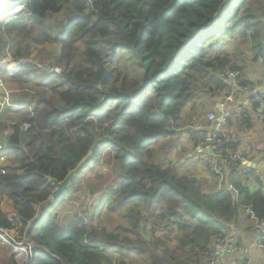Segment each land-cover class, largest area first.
I'll use <instances>...</instances> for the list:
<instances>
[{"label": "trees", "instance_id": "1", "mask_svg": "<svg viewBox=\"0 0 264 264\" xmlns=\"http://www.w3.org/2000/svg\"><path fill=\"white\" fill-rule=\"evenodd\" d=\"M19 1L23 14L0 16V77L28 87L35 105L9 109L15 122L2 136L10 150L0 164V227L34 243L26 264H204L213 236L226 233L241 241L236 232L243 212L254 233L251 214L264 220V185L251 192L238 180L224 179L206 192L204 180L179 172L155 147L175 132L200 93L214 99L230 87L218 76L222 66L244 74L245 55L264 62V0L6 5ZM48 44L57 46L49 59ZM7 55L35 60L10 77ZM241 81L248 82L244 76ZM241 114L246 128L240 129L249 130L248 111ZM201 124L189 131L195 147L211 134L210 122ZM216 140L215 153L240 145L227 131ZM93 146L62 199L85 202L89 193H79L85 171L112 165L116 175L102 188L99 211L112 212L113 220L100 224L95 210L83 209L65 223L54 212L60 201L50 198L54 185L47 177L63 180ZM5 197L13 202L14 216L1 208ZM165 228L178 230L176 247L173 237L158 234ZM261 244L264 249V238ZM10 264H18L13 255Z\"/></svg>", "mask_w": 264, "mask_h": 264}, {"label": "crops", "instance_id": "2", "mask_svg": "<svg viewBox=\"0 0 264 264\" xmlns=\"http://www.w3.org/2000/svg\"><path fill=\"white\" fill-rule=\"evenodd\" d=\"M245 65V71L243 76L247 81L251 82L256 88L264 86V62L254 61L252 56H244L242 59ZM261 92V91H260ZM222 96L218 98H210L204 93H200L197 100L187 106L186 110L182 114L179 126L175 128V132L169 135L167 138L160 141V143L155 147V149L162 155V159L170 158L173 164L176 165L179 172L187 171L192 173L198 178L204 179L205 185H213L215 187L217 180L212 174L210 168V156L211 150L207 148L202 151H195V145L190 140L189 131L192 129L194 124L207 122L206 115L210 111H219L216 104L220 102ZM228 109L234 112V124H228L224 131L231 133L233 137L237 136L240 140L241 150L246 155V161L241 164L240 167L235 170V173L231 170H226L225 180L234 181L238 180L242 182L243 185L249 188L251 192L259 190L262 185H264V117L260 114L249 98L248 93L240 91L235 102H231L228 105ZM243 110L248 111L246 118H250L251 128L249 130H241L240 126L246 128V123L242 119L241 112ZM202 121V122H201ZM223 131V130H222ZM175 158H177V163H175ZM191 160V161H190ZM194 160V161H193ZM212 162V161H211ZM251 168V171L246 172L244 169L247 167ZM243 173H250L243 175ZM211 186V187H213ZM213 187V188H214ZM13 202L8 198H4L3 204H9ZM2 210L10 217L12 209L10 207H3ZM68 213H71L70 211ZM72 218L75 212H72ZM247 213L243 212L241 216V224L237 227L238 231L236 235L245 242L248 247L247 256L252 260V264H264V249L258 247L254 242V233L252 230H247L246 218ZM70 218L68 222L72 219ZM63 220V219H62ZM249 223V221H248ZM236 229V230H237ZM254 232V231H253ZM1 252H4L2 246L0 247V258Z\"/></svg>", "mask_w": 264, "mask_h": 264}, {"label": "built area", "instance_id": "3", "mask_svg": "<svg viewBox=\"0 0 264 264\" xmlns=\"http://www.w3.org/2000/svg\"><path fill=\"white\" fill-rule=\"evenodd\" d=\"M25 10L23 3L16 5L12 9H9L5 5V0H0V15H21ZM11 56V55H8ZM12 57V56H11ZM18 60L12 68L13 71L19 72L22 65L31 63L32 60L25 58L14 59ZM11 76V75H10ZM219 78L230 85L222 95L221 110L217 113L211 112L208 114L210 120L211 134L209 138L213 140L211 145V158L209 159L212 164V170L219 179L225 177L226 170L236 168L241 164H244L246 160L245 153L238 148H226L222 153H215L220 146V140H216L218 132L223 130V127L227 124L230 110L228 109L229 102L233 101L239 91L248 93L249 98L253 101L256 110L264 117V92L258 91L256 86L251 82L242 83L241 78L243 76L241 70L234 68L231 64L222 66L218 71ZM2 85V83H0ZM8 94V93H7ZM17 106L10 95L2 94L0 97V111H4L7 107ZM33 106L31 110H33ZM29 126V124H25ZM194 129L202 128L201 123H196L193 126ZM10 150L8 143L0 135V164L6 161V152ZM1 170L5 173V169L1 166ZM246 172L251 171L250 166L244 169ZM233 187V186H231ZM250 213V211H247ZM251 220L255 226V244L263 248L261 240L264 238V220L255 217L251 214ZM0 244L14 248V252L17 254L16 260L19 264H26L31 260V249L34 245L26 237H20L17 232L0 227ZM248 247L244 241H236L226 233L213 236L210 239L208 250L205 252L206 261L204 264H252V260L247 256Z\"/></svg>", "mask_w": 264, "mask_h": 264}, {"label": "rangeland", "instance_id": "4", "mask_svg": "<svg viewBox=\"0 0 264 264\" xmlns=\"http://www.w3.org/2000/svg\"><path fill=\"white\" fill-rule=\"evenodd\" d=\"M17 4H21V1H19ZM56 48H57V46H54L51 44H48L46 46V51L44 52V55L47 57V59H49V57H48L49 54L52 53V51H54ZM23 58L32 60L33 62L35 60L34 59L35 57L32 59L28 56L23 57ZM14 59H16V58H13L11 56H7L4 58V62L7 63L6 68L9 71L8 74L11 75L10 77H16L19 73V72L17 73L16 71L12 70V68L14 67V64L17 63V61H18V60H14ZM36 59L41 60L43 58H40L37 56ZM0 83H2V85H0V97H2V94L10 95L11 99L17 105H19V107L29 108V110H31L32 105H35L33 102L34 99H31L33 96V92L30 91V89L28 87L21 85V84H18L17 82H14V81H4L1 77H0ZM26 98H29L31 101L26 99ZM55 99L60 104V100L57 96H55ZM235 100H236V97L231 102H235ZM231 102H229V104ZM60 105H62V104H60ZM9 109L10 108L7 107V108H5L4 111H0V135L1 136L6 135L7 124H11V123L15 122L11 116L12 113H10ZM211 112L217 113L218 111L208 112L206 115L207 122H210V120L208 119V114H210ZM228 122H229V119H228ZM228 122L223 127V131L226 128V126L228 125ZM210 158H211V156H210ZM177 162H178L177 158H175V163H177ZM210 163H211V161H210ZM116 170H117L116 167H113L112 165H109V164L98 166L94 170L87 169L84 173V178L81 181V185L84 188V190L79 191V193H81V194H84V193L87 194V192L89 193L88 197L86 196L87 198H85V200H84L85 202L77 201V202L73 203L69 198L65 199V200L62 199V195H61L58 198L60 202H59L58 206L56 207V209H54V212L58 213L59 217L61 219H63V221L65 223H67L68 220L70 218H72V214H71L72 212L76 213L78 210L81 211L84 209L85 213H91L92 210L93 211L95 210V212L97 213V218H98L100 224H106L107 226H109L113 220L112 216L110 215V213H112V212H110V213L100 212L99 211V205H100V201L102 200L103 195L105 193L104 189H102V188L106 187V185L113 182L112 180H113V177L116 175ZM198 179H201V178H198ZM224 179H225V177L217 180V183L215 186H218V187L222 186ZM202 180H204V179H202ZM205 186H206V189H205L206 192H209V190L214 187L212 184L211 185H205ZM211 186H213V187H211ZM90 205H93L95 209H91ZM2 206L5 208L10 207L12 209L10 215L14 216L15 209H14V205H12V203L3 204ZM2 206H1V208H2ZM37 208L41 209L40 206H37ZM69 211L71 213H68ZM119 218L123 219V217L116 215V219L118 220ZM246 221L248 224V221L250 222V219L246 218ZM178 233L179 232L177 229L175 230V232H171L165 228L164 230L160 231L158 234H160L161 236L168 235L170 237H173L174 241H172L171 247L174 248L179 243V240L176 237V235ZM227 235H229V234H227ZM1 246H2V249L4 250V252H1L0 264H10V258L12 257V255L15 256V260H16L17 254L14 252L13 247L4 246V245H1ZM137 260H139V259H137ZM16 262L18 263L19 261L16 260ZM134 263L140 264L139 261H135Z\"/></svg>", "mask_w": 264, "mask_h": 264}, {"label": "water", "instance_id": "5", "mask_svg": "<svg viewBox=\"0 0 264 264\" xmlns=\"http://www.w3.org/2000/svg\"><path fill=\"white\" fill-rule=\"evenodd\" d=\"M258 88L261 92H264V86ZM216 106L219 109V111L222 109L220 102H218ZM212 144H213V140L211 138H207V140L204 143L195 147V151H202L207 148H210ZM93 150H94V146L89 150V152L83 158L79 160V162L76 164L74 168L68 170V173L63 180H58L53 176L47 177L50 183L54 185V190L52 191L50 196L52 201H56L64 192L70 189L72 185V179L78 175V173L82 170L84 165L90 160V158L93 155Z\"/></svg>", "mask_w": 264, "mask_h": 264}, {"label": "clouds", "instance_id": "6", "mask_svg": "<svg viewBox=\"0 0 264 264\" xmlns=\"http://www.w3.org/2000/svg\"><path fill=\"white\" fill-rule=\"evenodd\" d=\"M5 5H6V0H5ZM16 5H18V4H15L13 7H15ZM6 6H7V5H6ZM13 7H12V8H13ZM8 8H9V7H8ZM12 8H9V9H12ZM7 56H8V55H7ZM7 56H6V57H7ZM4 58H5V57H4ZM13 102H14V101H13ZM14 103H15V102H14ZM15 104H16V103H15ZM16 105H17V104H16ZM12 107H19V105H17V106H12ZM12 107H8V108H12ZM208 138H209V137H208ZM210 150H211V147H210ZM7 153H8V152H6V156H7Z\"/></svg>", "mask_w": 264, "mask_h": 264}]
</instances>
